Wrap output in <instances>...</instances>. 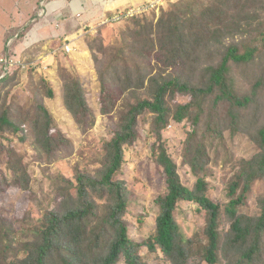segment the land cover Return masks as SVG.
Returning a JSON list of instances; mask_svg holds the SVG:
<instances>
[{
  "label": "trees",
  "instance_id": "16d2710c",
  "mask_svg": "<svg viewBox=\"0 0 264 264\" xmlns=\"http://www.w3.org/2000/svg\"><path fill=\"white\" fill-rule=\"evenodd\" d=\"M125 20L128 26L119 30L116 54L98 75L101 114L114 112L128 95L113 136L99 150L100 165L78 169L77 197L71 194L69 179L67 185H57L53 201L58 206L44 211L40 226L28 239L22 240L14 222L0 212V264H118L121 260L149 264L150 256L160 253L169 264H264V190L257 196L258 213L242 211L255 184L264 185V0H178L156 22L139 15ZM25 34L22 30L17 40ZM87 44L108 54L98 35ZM38 52L39 45L26 53ZM56 54L51 60L58 58ZM7 55L14 54L3 56ZM63 59L57 64L62 102L78 128L87 131L96 112L80 78ZM147 59L158 65L156 72L142 63ZM37 66L13 67L0 78V136L28 127L30 133L21 137H33V143L51 154L69 141L62 133H52L53 116L44 102L36 97V108L23 117L19 106L8 99L7 89L18 76L33 79L34 73L43 72ZM47 80L42 77L43 92L54 98L55 89ZM178 95L189 100L174 105ZM146 114H150L149 132L158 142L155 162L165 176L166 192L156 199L159 211L152 233L139 242L129 235L123 218L129 206L128 188L119 176L126 146L138 139L137 126ZM172 122L189 125L183 158L196 177L192 186L182 182L163 140ZM226 130L232 139L245 135L254 153L233 161L224 180L226 200L220 201L211 197L206 164L208 146L225 148ZM28 175L26 170L16 175L25 191L33 188ZM4 190L0 183V192ZM184 201L197 204L204 215L200 230L189 238L177 220ZM223 225L227 230L222 234ZM24 229L20 227V233ZM145 249L147 254L142 253Z\"/></svg>",
  "mask_w": 264,
  "mask_h": 264
},
{
  "label": "rangeland",
  "instance_id": "374dc122",
  "mask_svg": "<svg viewBox=\"0 0 264 264\" xmlns=\"http://www.w3.org/2000/svg\"><path fill=\"white\" fill-rule=\"evenodd\" d=\"M50 1L52 0H45L43 6L40 7V14L30 22L26 27L27 30L31 26L40 25L45 31L50 30L51 32L53 30V36L56 34L59 26L57 22L53 24V20L61 14L56 11L49 12V7L48 10L46 9L50 5ZM72 1L74 0H64V4H67L66 7H68ZM176 1L178 0H167L158 9L139 14V16L152 18L156 22L161 12L171 10L172 4ZM103 2L104 0H99L98 6L103 5ZM52 4L54 5V3ZM137 4L140 3L137 2L134 5ZM108 7L110 9L112 6ZM92 9H95V7L93 6ZM85 10V13L81 14V16H73L79 27L83 28L84 24H88V28L83 30V34L88 32L89 35H92H87L85 38V42L81 45L83 49L74 46L73 51L67 52L62 48V41L59 42L62 39L61 37L56 38L57 41L48 45L44 50H41V43H38L39 54H42L41 60H38V63L42 62V64L40 63L39 70L43 72L34 73L33 79L26 77L25 74H23V77L18 76V79L14 83L15 85L7 89L10 91L8 95L9 101H13L12 103L13 106L15 105V108H17V105L19 106V113L23 117L28 114L27 112L31 107L33 111L36 108V97L42 100L53 116L54 126L52 127V133H62L69 141L67 144L59 147L57 151L47 154L33 143V137L29 135L25 139L21 137L23 134L30 133L28 127L25 130L27 132L24 131L18 134L6 132L2 137L0 136V171L3 173L0 176V183L6 188L3 193L0 192V212L6 219L14 222L15 228L19 235H21L22 240L30 238L32 236L31 231L40 226L45 210L58 206V201H53L55 192H57V185H67L65 180L69 179L73 183L72 187H74V189L71 187V194L77 197L75 188L78 185L76 181L78 169L85 170L89 164L100 165L99 150L103 146V143L113 136V130L117 127L118 115L124 109L123 103L128 98V95L123 97L118 102L114 112L106 115L100 113L99 108L101 103L99 100L101 93L100 78L98 76L100 67L105 70L112 56L116 54L113 50L119 46V39L117 38L119 30L128 26V22L123 20L112 24H105L102 21L103 17L98 16L96 18L90 7L89 9L87 7ZM103 11L110 10L105 9ZM103 11L99 10L98 15H101ZM64 14H67L65 28H68L73 17L70 13ZM99 17L102 19L101 21L98 20ZM58 20L56 19V21ZM97 35L102 39L104 48L109 49L107 55L103 54L99 47H94V50L88 48L87 40L89 41L93 36ZM59 50H63L67 55H62ZM50 54H56L58 58L46 60V58L49 59ZM61 57L64 58V64L68 65L69 69L72 72L74 71L75 76L80 78L85 94L96 112L95 123L87 131H82L78 128L71 114L63 105L61 97L63 81L61 80L57 66L58 60ZM142 63H146L150 69H154V72L158 68V65L149 59L146 62L142 61ZM43 76L48 78L47 81L55 89L56 97H48L46 92H43V86L46 84V82H42ZM45 88L48 89L47 87ZM188 100L189 97L178 95L174 105ZM149 126L150 114H146L137 126L138 139L126 146L122 174L119 176V179L126 182L128 188L129 206L123 218L127 221L129 235L132 239L139 242L145 241L152 233L159 211L156 199L159 195L166 192L165 176L155 162V152L159 150L158 142H156L154 134L149 132ZM188 126V123L183 122L179 124L170 123L163 132V140L168 153L178 165L182 182L188 186H192L196 181V177L190 172V167L185 163L183 158V146ZM230 135V130L224 131V149H221L217 144L208 146L207 155H209L210 159L206 164V176L211 187V197L217 198L220 201L226 200L224 195V180L233 161L240 157H250L254 153V145L249 142L245 135L240 134L233 139L230 138ZM154 145L155 148H152ZM21 168H24L29 173L27 177H30L32 181V190H23L17 181L16 175L19 176V173L25 171L19 170ZM263 190V183L255 184L245 206L242 208L244 213L256 214L259 212L257 196ZM95 199L99 203L104 202V200H100L97 197ZM203 216V213L198 210L197 204L189 201L179 204L177 220L181 232L186 238L193 236L200 230V225L204 221ZM20 227L25 228L22 230V233H20ZM222 227L221 233L223 234L227 230V227L224 225ZM142 253L147 254L148 250L145 249ZM22 255L23 252L20 251V257ZM148 262L149 264H169L164 259L162 253L150 256ZM118 264L125 263L121 260Z\"/></svg>",
  "mask_w": 264,
  "mask_h": 264
},
{
  "label": "crops",
  "instance_id": "0c3cea01",
  "mask_svg": "<svg viewBox=\"0 0 264 264\" xmlns=\"http://www.w3.org/2000/svg\"><path fill=\"white\" fill-rule=\"evenodd\" d=\"M136 1L141 3L148 0H112L111 5L109 6H112L113 10L111 9L110 11L105 12L103 11L105 10L104 7H101L102 5L98 6L99 0H91V2H89V0H74L69 3L68 7H66L67 4H64V0H52L50 1V5L47 6L49 3L45 4L47 6L46 9L48 10L50 8L49 12L56 11L57 13L61 14L58 18L55 17L53 20V24H56L57 22V25H59V29H57L58 31L56 34H54V37L52 35L53 30L51 32L50 30L45 31V29H43L40 25H35V27L31 26L29 30L26 29L30 22H32L37 17V15L40 14V7L43 6L45 0H0V57L9 52L16 56L25 57L28 54L26 53V50H32L35 46H37L38 43H41V50H44L48 45L57 41L56 36H59L62 39L63 37L68 36L72 40L71 45L73 47L77 46L78 48H81V45H83L85 38L87 35H89V33L86 32L83 34L84 29L79 27L77 24L75 17H73L77 12L83 14L85 13L84 11H86L85 9L87 7L89 9L90 7L96 18L101 16L104 20L106 18H110L114 14L115 10L124 9L127 6L137 3ZM52 3H54V5ZM92 5L95 7V9H92ZM99 10L103 11L101 15H98ZM64 13H70L73 17V19L69 18L71 19V22L68 28H65L67 24V22H65L67 19V14ZM56 19L59 20L56 21ZM102 19L100 17L98 18L100 21ZM22 30L26 31V34L22 39L17 40L18 34H20ZM62 39H60L59 42H61ZM29 56H32L33 61L42 58V54H39V52L35 54V56L29 54L27 57ZM50 59L51 54L49 59L46 58V60L49 61ZM1 74L2 72L0 71V75Z\"/></svg>",
  "mask_w": 264,
  "mask_h": 264
},
{
  "label": "built area",
  "instance_id": "2783aa9c",
  "mask_svg": "<svg viewBox=\"0 0 264 264\" xmlns=\"http://www.w3.org/2000/svg\"><path fill=\"white\" fill-rule=\"evenodd\" d=\"M166 2H167V0H148L144 3H140L137 5L133 4V5H130L129 7L124 8V9L115 10L114 14L110 18H106L102 21L105 24L110 23V22H113V23L120 22V21H123L129 17H133V16H136L139 14L150 12L152 10H156L160 6H163ZM111 3H112V0H104L102 6H104V4H106V6L108 7L109 5H111ZM106 6H104L105 9H108V10L112 9V7L109 9V7L107 8ZM130 7H133V8H130ZM76 15L81 16V13L77 12ZM87 28H88V24H84L83 29H87ZM80 35H81V33H80ZM58 37L59 36H56V38H58ZM62 41H63V43H62L63 49H65L67 52L73 51L74 47L71 45L72 40L68 36L63 37ZM7 56L0 57V67L2 68V74L0 75V78H2L5 74L9 73L13 67L20 66V67H22V69H27L30 65H32L33 67H36L38 65L37 69H39L40 68L39 64L40 63L42 64L41 61H40V63H38V60H41V59H37L36 61L28 62L27 56H25L26 58L24 56H16V55H11L8 57Z\"/></svg>",
  "mask_w": 264,
  "mask_h": 264
}]
</instances>
